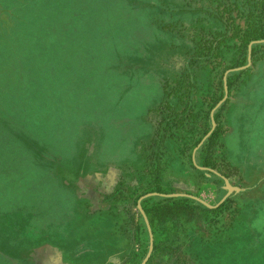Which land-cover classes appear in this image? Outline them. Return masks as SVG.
Masks as SVG:
<instances>
[{"label":"rangeland","instance_id":"obj_1","mask_svg":"<svg viewBox=\"0 0 264 264\" xmlns=\"http://www.w3.org/2000/svg\"><path fill=\"white\" fill-rule=\"evenodd\" d=\"M55 10L43 3L18 15L27 23L43 13L24 30L19 71L11 53H0V210L43 205L52 213L46 227L55 228L37 246L0 234V252L19 264H142L150 240L139 206L153 236L145 264H264V69L257 75L264 41L248 45L245 66H237L241 55L231 40L213 64L187 69L194 42L243 27L237 17L245 8L237 9V0H61ZM251 75L257 80L245 91ZM181 77L189 83L177 116L186 121L175 129L162 85ZM244 93L255 102L237 107ZM229 149L240 151L237 164H226ZM34 150L43 153V168H74V155L84 157L81 169L93 175L81 180L92 189L83 218H56L70 213L69 194L34 166ZM224 179L239 190L228 194ZM147 194L191 196L216 208L187 197L140 200ZM0 218L9 226L10 218ZM53 229L59 236L51 240Z\"/></svg>","mask_w":264,"mask_h":264},{"label":"trees","instance_id":"obj_2","mask_svg":"<svg viewBox=\"0 0 264 264\" xmlns=\"http://www.w3.org/2000/svg\"><path fill=\"white\" fill-rule=\"evenodd\" d=\"M45 3V6L47 7V12H50L54 9L57 11V9L60 8L61 6V0H0V53L6 56V58L9 56L11 53V64L12 66L16 64V61L18 65V71L20 70L21 66V61H22V56L16 58L17 56V50L19 45L23 42L25 43L28 38L25 37V29H28L30 25L34 24H40L41 22H35L37 21L36 19L40 20L43 16V13H36L34 15H31L29 17V21L27 23H19V21L22 20L20 13L27 9H41L42 4ZM60 4V5H59ZM245 8L243 12H240L239 18L237 19H242L244 20V26L241 27L237 25V27L234 29V31L229 30L227 28L225 31H219L218 36L214 38V41H211L208 44H201L200 42H194V47L192 49V58L189 59L187 66V69H190L193 66L197 65V62H205L206 65H210L213 63H210L213 58H215L217 55H215L217 50L221 47H226L227 43L230 42L231 40H236L237 42V49L240 51L241 55V60L238 62L237 66H245L247 64V48L248 45L251 44L252 42H260L264 41V0H237V9ZM49 10V11H48ZM15 17L14 20H11L10 18ZM18 16V19H17ZM228 18H231V14L228 15ZM14 24H7L14 22ZM225 26H227L226 20L222 21ZM21 24L24 27L19 28L18 25ZM26 38V39H25ZM22 43V45H23ZM21 45V46H22ZM264 48V44L261 45ZM256 46L252 47V53L251 55H254L255 48ZM13 57V58H12ZM197 61V62H196ZM262 69L259 68L257 71V75H262L263 74V66L261 65ZM247 70L241 73L246 74ZM23 73V71H21ZM249 73V72H247ZM257 75H251L250 77L248 76L245 84L243 85L245 91H249L253 86L254 83L256 82ZM238 76V75H237ZM243 82V81H242ZM187 83H189L186 80V77H181L178 80H175L173 82H165L162 85V95H163V108L164 109H170V112H174L176 114V117L174 119H177L174 121L172 127L174 126L175 129H184V121L186 119H183L182 117H178L177 109H180L183 105L182 103L184 102V94L182 93V90L187 87ZM228 89L231 88L230 83L228 82L227 84ZM249 93H244L241 94V101L237 104V107H240V105L243 103H248V104H253L255 102V99L250 98ZM223 97V94L218 97L217 100H215L210 108H214L215 104L221 100ZM251 99V100H250ZM254 102H253V101ZM169 101H172L171 103ZM175 101V103L173 102ZM159 107H161L159 105ZM187 110V107L182 110L181 114H184V112ZM184 111V112H183ZM238 120V116H237ZM170 122V121H169ZM167 122L165 125L168 126L170 123ZM238 123H242L241 117L239 116ZM186 129V128H185ZM218 129H216L211 136L208 139V143L212 142V139L216 135ZM228 149V147H226ZM239 149V147H238ZM237 152L240 154V149ZM39 152V151H38ZM34 162L36 167L42 168L43 169V177L46 179L47 178V168H43L40 166L39 162L41 157H38L37 151L34 150ZM226 164L227 165H232L230 159L225 157ZM243 162L248 161V159H241ZM158 192H160V189H157ZM169 200L171 199H165L164 203L170 202ZM173 200V199H172ZM187 200H183V202H186ZM180 202V201H179ZM14 213L2 211V208L0 210V216L2 215L5 218H10L9 220V226L7 223H5V220H2L0 218V234H8L9 239H13L14 236L17 234V232H21V228L24 227L27 224V220L24 218L31 217L32 218V226H33V237L34 241L39 240L37 238V235H39V232L43 231L44 228L50 223V221L45 220L46 217H49L52 215V213L44 212V206H39V205H33L31 207H18L13 210ZM212 212V211H209ZM58 215V214H57ZM56 215V216H57ZM53 224V223H52ZM8 226L7 229L3 228L2 226ZM3 228V230H1ZM70 228V227H69ZM0 235V238H2ZM238 260V258H237Z\"/></svg>","mask_w":264,"mask_h":264},{"label":"crops","instance_id":"obj_3","mask_svg":"<svg viewBox=\"0 0 264 264\" xmlns=\"http://www.w3.org/2000/svg\"><path fill=\"white\" fill-rule=\"evenodd\" d=\"M228 151H229V156L231 154V156L229 157L230 161L233 164H237V159H236L237 151L233 152L230 149ZM37 154H38V157H41V159H42L43 153L37 152ZM73 159L78 162V164H76L74 168H70V167H72V165H67L66 162L64 163L63 161L66 160V157L62 156L59 158V160H57V162L58 163L63 162L64 163L63 166L56 167V165L52 164V166H50L49 168L46 169L47 177L51 180L57 181L59 191L63 192L64 194H66V193L69 194V195H67V199L70 200V205H71L69 207V209L71 210L70 213H67V211H66V213L65 212L64 213H58V215L56 216V218H61L60 216L66 214V216H65L66 220H60L61 222H65V224L74 223V217H80L79 219L83 218L84 214H85V213L83 214V209L88 208L87 205L89 204V200L92 199V196L90 194L92 189L90 188V185H87V186L85 185L83 187L81 180H82V178H86V177L91 178L92 177L91 175H93V174L89 173V171H82L81 168H82V162H83L84 157L79 158L78 154H75ZM84 163H86L85 160H84ZM87 168L88 169L90 168L88 166V164H87ZM61 171L64 172V175L61 174ZM67 176H72L73 181H74L72 184H69V185L66 184L65 178ZM76 179H79V182L75 181ZM85 181H86L85 184H90L89 179H85ZM56 218H54V219H56ZM90 218L95 219V217H91V216H90ZM24 219L27 220V224L24 227H22L20 229L21 232L20 233L17 232V234L13 238L14 240H16V242H18V239H21V240H24L27 242L32 241L34 243V244H32V246H37L39 244V242L44 241V239L46 238L47 235H45V232L47 231L49 234L52 231V228L53 227L55 228V226H48V227L44 228V230L39 232V235H37V238L39 240H37L35 242L34 237H33V226H32V222H31L32 218L27 217ZM68 219L70 222L68 221ZM66 230H68V229L62 228L60 230V232L66 233ZM53 233H56V234L52 235V237H55V238L48 237V239L53 240V239H56L57 236H59V234L56 232V229L53 231ZM66 237H67V235L64 237L60 236L59 242L65 244V239H67ZM55 246H59V244L57 242H55ZM83 255H85V254H83Z\"/></svg>","mask_w":264,"mask_h":264},{"label":"water","instance_id":"obj_4","mask_svg":"<svg viewBox=\"0 0 264 264\" xmlns=\"http://www.w3.org/2000/svg\"><path fill=\"white\" fill-rule=\"evenodd\" d=\"M249 51H250V49H249ZM249 62H250V58L248 57V63H249ZM224 91H225V96H224V98L222 99V101L217 105V107H218L221 103H223V102L225 101V99H226V94H227V87H226V85L224 86ZM215 126H216V124L212 121V129H213ZM224 182H225V187H226V190H227V193H228V194H229L231 191H238V190H239V189H237V188H233V187H231V186L229 185V183L227 182V180L224 179ZM152 196H158V197H161V198H178V197H187V198H189V199H192V200L196 201L197 203H199L200 205L204 206V207L207 208V209H214V208H216V206H215V207L210 206V205H208L207 203L203 202L202 200H200V199H198V198H194V197L186 196V195L147 194L146 196L141 197L140 200H143V199H145V198L152 197ZM138 208H139V210H140V213H141V215H142V217H143V219H144V222H145V224H146V226H147V229H148V232H149V240H150V244H149L148 254H147L146 258L144 259V261L142 262V264H145V263L147 262L149 256H150L152 250H153V236H152V234H151L150 227H149V223H148V221H147V218H146L145 214L143 213V211L140 209L139 206H138Z\"/></svg>","mask_w":264,"mask_h":264},{"label":"flooded vegetation","instance_id":"obj_5","mask_svg":"<svg viewBox=\"0 0 264 264\" xmlns=\"http://www.w3.org/2000/svg\"><path fill=\"white\" fill-rule=\"evenodd\" d=\"M107 168H98L97 170H101V173H104V171L106 170ZM96 171V170H95ZM106 174H108V170H106L105 171V173L103 174L104 176L106 175ZM90 202V201H89ZM88 207H92L91 206V204L89 203V205H87ZM96 222V221H95ZM83 254H85V255H88V254H90V252L88 251V252H83ZM91 254H93L92 252H91ZM8 255H5V254H2L1 252H0V260L1 261H3V262H5L4 264H19L18 262H15L14 261V259H12V258H10V257H7ZM64 256V255H63ZM64 259V258H63Z\"/></svg>","mask_w":264,"mask_h":264},{"label":"bare ground","instance_id":"obj_6","mask_svg":"<svg viewBox=\"0 0 264 264\" xmlns=\"http://www.w3.org/2000/svg\"><path fill=\"white\" fill-rule=\"evenodd\" d=\"M245 179V178H244Z\"/></svg>","mask_w":264,"mask_h":264}]
</instances>
